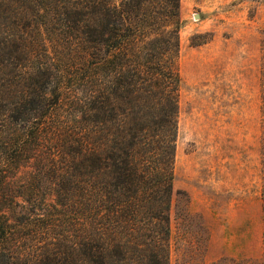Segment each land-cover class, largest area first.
<instances>
[{
  "label": "trees",
  "instance_id": "1",
  "mask_svg": "<svg viewBox=\"0 0 264 264\" xmlns=\"http://www.w3.org/2000/svg\"><path fill=\"white\" fill-rule=\"evenodd\" d=\"M181 25L179 0H0V264H169Z\"/></svg>",
  "mask_w": 264,
  "mask_h": 264
},
{
  "label": "rangeland",
  "instance_id": "2",
  "mask_svg": "<svg viewBox=\"0 0 264 264\" xmlns=\"http://www.w3.org/2000/svg\"><path fill=\"white\" fill-rule=\"evenodd\" d=\"M179 15L169 264H264V0H179ZM14 178L34 207L56 204L58 176Z\"/></svg>",
  "mask_w": 264,
  "mask_h": 264
},
{
  "label": "water",
  "instance_id": "3",
  "mask_svg": "<svg viewBox=\"0 0 264 264\" xmlns=\"http://www.w3.org/2000/svg\"><path fill=\"white\" fill-rule=\"evenodd\" d=\"M196 17H198V16H196Z\"/></svg>",
  "mask_w": 264,
  "mask_h": 264
}]
</instances>
